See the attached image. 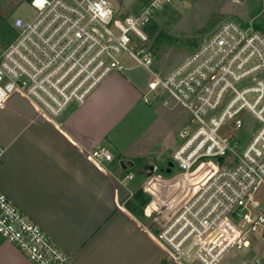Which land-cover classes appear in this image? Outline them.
Listing matches in <instances>:
<instances>
[{
    "label": "built area",
    "instance_id": "obj_1",
    "mask_svg": "<svg viewBox=\"0 0 264 264\" xmlns=\"http://www.w3.org/2000/svg\"><path fill=\"white\" fill-rule=\"evenodd\" d=\"M175 2L148 0L126 14L109 0H32L33 17H16V37L0 50V107L21 93L57 120L125 70L126 54L152 76L146 102L168 94L191 115L173 166L152 164L144 174L149 232L180 264H264V29L228 21L164 74L148 30ZM4 153L0 146V160ZM91 156L114 160L105 148ZM0 235L32 264H70L1 190Z\"/></svg>",
    "mask_w": 264,
    "mask_h": 264
},
{
    "label": "crops",
    "instance_id": "obj_2",
    "mask_svg": "<svg viewBox=\"0 0 264 264\" xmlns=\"http://www.w3.org/2000/svg\"><path fill=\"white\" fill-rule=\"evenodd\" d=\"M125 70L57 120L38 115L21 93L0 107V190L70 256V264H180L131 209L141 187L128 185L126 176L151 157L147 144L129 138L130 124L160 100L146 102L151 80ZM99 148L114 160L93 159ZM0 264L32 263L0 238Z\"/></svg>",
    "mask_w": 264,
    "mask_h": 264
},
{
    "label": "rangeland",
    "instance_id": "obj_3",
    "mask_svg": "<svg viewBox=\"0 0 264 264\" xmlns=\"http://www.w3.org/2000/svg\"><path fill=\"white\" fill-rule=\"evenodd\" d=\"M109 1L117 12L126 14L136 12L144 2L143 0ZM33 15L29 0H0V50L7 47L16 37V31L12 27L14 19L18 16L28 19ZM231 20L245 26L264 29V0H176L174 5L163 8L153 23L158 26L155 36L159 33L163 36L158 41L156 37L151 39L152 43L156 44L157 68L164 74L171 72L205 38ZM122 60L125 71L140 74L146 82L152 80L150 73L137 66L126 54ZM165 99L169 101L167 106L163 104ZM190 118V113L176 104L168 94H164L156 110H147L145 116L134 118L130 124L129 138L147 144L151 159L145 158L141 163L138 162L133 170L135 180H125L128 185L135 189L142 187L144 183L142 175L147 172L148 165L162 166L170 161L171 154L178 144V133L188 124ZM140 164L146 166L141 168ZM145 196L149 198L146 194ZM259 197L264 202V188L261 189ZM139 217L150 222L144 213ZM0 238L4 240L1 235Z\"/></svg>",
    "mask_w": 264,
    "mask_h": 264
},
{
    "label": "trees",
    "instance_id": "obj_4",
    "mask_svg": "<svg viewBox=\"0 0 264 264\" xmlns=\"http://www.w3.org/2000/svg\"><path fill=\"white\" fill-rule=\"evenodd\" d=\"M30 2L32 0H29ZM143 3H146L148 0H143ZM158 26L157 25H152L150 27V29L148 30L149 36L151 39H155L156 37V41H158L160 39V37L163 36V34L159 33L155 36L156 32H157ZM153 41V40H152ZM153 46L156 47V44L153 43ZM157 50V49H156ZM149 198L145 196V194L143 193L142 190H138L135 194H134V198L131 204V209L132 211L136 214V215H142L144 213V207L146 206V204L148 203Z\"/></svg>",
    "mask_w": 264,
    "mask_h": 264
},
{
    "label": "water",
    "instance_id": "obj_5",
    "mask_svg": "<svg viewBox=\"0 0 264 264\" xmlns=\"http://www.w3.org/2000/svg\"><path fill=\"white\" fill-rule=\"evenodd\" d=\"M168 165L170 166V167H172L173 166V163L172 162H168ZM171 170H170V168L167 170V172L169 173Z\"/></svg>",
    "mask_w": 264,
    "mask_h": 264
}]
</instances>
